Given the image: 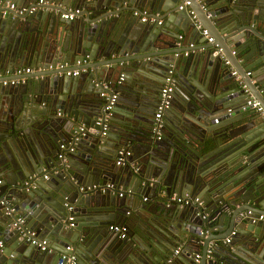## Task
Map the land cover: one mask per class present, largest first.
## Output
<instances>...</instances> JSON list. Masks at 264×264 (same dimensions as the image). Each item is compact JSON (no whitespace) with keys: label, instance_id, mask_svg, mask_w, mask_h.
Instances as JSON below:
<instances>
[{"label":"water","instance_id":"95a60500","mask_svg":"<svg viewBox=\"0 0 264 264\" xmlns=\"http://www.w3.org/2000/svg\"><path fill=\"white\" fill-rule=\"evenodd\" d=\"M13 1L24 5L32 0ZM49 1L82 10L75 22L43 11L24 21L0 16V200H11L24 226L45 239L49 250L30 245L12 225L14 218L0 210V264H57L65 245L71 246L76 264H155L159 258L147 253L149 246L138 241L137 230L123 224L129 210L138 230L144 218L159 224L171 247L166 251L170 260L264 264V123L246 105L252 96L264 108V0H188L182 9L177 8L182 0ZM121 2L128 4L123 13ZM141 8L161 16L166 28L137 22L125 12ZM106 24L110 32H102ZM182 32L187 38L179 43ZM193 35L199 46H189ZM85 55L87 61L79 65L88 69L85 76V71L53 75L56 64L74 68ZM169 64L176 69L175 93L161 119L167 121L168 112L176 119V137L168 140L163 134L142 142L131 128L149 122L158 100L144 69L165 72ZM183 64L185 77L180 75ZM26 66L31 71L20 76L24 82L2 83L14 79V69ZM230 69L246 91L232 81ZM132 71L137 75L130 79ZM195 78L203 90H197ZM101 82L128 94H117L105 129ZM180 82L186 83L183 103ZM183 134L190 137L185 140ZM69 141L72 152L57 159V145ZM127 146L131 154L126 163L116 165L114 150ZM230 158L226 175H208ZM105 183L113 187L101 190ZM90 185L98 187L87 189ZM162 188L165 197L172 192L197 195L201 204H162L156 214L144 207L142 197L161 201ZM119 191L124 193L118 196ZM133 200L141 203L129 209L126 202ZM111 222L126 228L125 238L107 229ZM167 222L173 230L163 227ZM225 237L229 240L222 242ZM120 245L125 248L118 253L127 248L131 260L115 254ZM178 245L180 251L172 255ZM195 253L200 254L197 263Z\"/></svg>","mask_w":264,"mask_h":264},{"label":"built area","instance_id":"2783aa9c","mask_svg":"<svg viewBox=\"0 0 264 264\" xmlns=\"http://www.w3.org/2000/svg\"><path fill=\"white\" fill-rule=\"evenodd\" d=\"M188 0H182L181 4L177 6L178 9H182L184 6L188 5ZM36 11H43V12H55L57 13L58 17L61 19L66 20H73L80 12L81 9L73 8V9H64L60 4L49 1V0H34L33 2L26 4V5H19L16 4L13 1L8 0H0V16L9 18V19H19L20 21H24L28 16L34 14ZM132 17L136 18L141 23H152L157 26H161L163 23V19L158 17L157 15L150 14L145 9H133L129 11ZM187 13L190 15L191 20H195V15L191 10H187ZM196 28H199V25L196 24ZM200 34L206 38L208 42L212 41V38L207 35L205 29H200ZM180 37V36H179ZM193 44L190 43L189 46H192ZM220 50V48H217ZM187 51L183 52V55H186ZM87 61V55L83 56L80 60H77L75 62L76 67L74 68H68L65 65L56 64L55 70L57 71L53 75H71L76 76L80 72V64L85 63ZM223 63L228 64V61L223 58ZM31 71V68L29 67H22V68H16L13 70L12 74L14 75V79L10 80H3L2 83L9 82L10 84H14L17 82H23L24 78L20 77L22 75H25ZM230 74L234 81L238 84L239 88H243L244 91H246L245 85L240 80L239 75L236 73L235 70L230 69ZM246 75L249 74V72L245 73ZM20 77V78H17ZM121 80V77L119 78ZM175 86V72L172 66H168L167 69L164 72L162 83L158 90V100L155 105V110L152 114V133L155 135L156 138H160L162 134V113L165 109L168 108L172 97H173V91ZM99 96L104 100L103 109L106 111L102 117L103 129H105V122L110 116V110L113 107L114 103L117 99V94L115 91L109 88L108 85L104 84L101 86V91L99 93ZM246 105L249 106L252 110H254L260 117V120L264 123V108L259 104V102L254 99L252 96H250L246 100ZM59 111L57 114L59 115ZM99 121H101V118H98L96 123L98 124ZM216 121V120H214ZM73 145L72 142H62L59 143L57 146V158L58 159H64L65 155L72 152ZM130 152L127 149L120 148L116 151V157H115V164L116 165H123L126 163V157H128ZM132 164V163H131ZM133 165V164H132ZM131 165V166H132ZM43 179L47 178L45 174H43ZM1 183V179H0ZM98 186L96 185H90L87 186V189H96ZM113 185L111 183H105L104 185L100 186V189L103 190L105 188H112ZM82 189V188H81ZM129 193V191H127ZM124 192L119 191L118 196H121ZM166 205L169 204H187L190 202H195L197 204H201L199 201V198L196 196H178L175 193L169 194L166 196ZM142 200L145 201L146 197H142ZM72 206L68 205L67 210H71ZM0 210L2 211V214L5 216H12L14 218V221L12 222V225L20 232L22 236L25 237V239L28 241V243L34 247H36L38 250H49L47 248V241L43 238H39L35 231L32 229H29L24 226L25 219L22 215L18 214L13 206V203L10 199H2L0 200ZM247 213H250L248 210ZM72 216H68V219H71ZM258 218H262V214L258 215ZM70 224V223H69ZM108 229L111 230L116 236L120 239L125 238L126 235V228L122 224H112L108 226ZM234 231H231L230 234H233ZM229 240V237H225L222 242H227ZM2 246V240H0V247ZM180 245L176 246L175 249L172 251V255L177 254L180 251ZM213 244H209V248L205 250L206 257H209L212 252ZM64 254L60 255L59 260L57 261V264H76V257L72 252H69L72 250L70 245H65L63 247ZM200 257L199 253L193 254V261L194 263L198 262V259ZM169 260L167 261V263ZM214 264H221L220 262H215Z\"/></svg>","mask_w":264,"mask_h":264},{"label":"crops","instance_id":"0c3cea01","mask_svg":"<svg viewBox=\"0 0 264 264\" xmlns=\"http://www.w3.org/2000/svg\"><path fill=\"white\" fill-rule=\"evenodd\" d=\"M9 1H13V0H9ZM34 0H32L31 2H33ZM14 2V1H13ZM30 1L27 3V4H29V3H31ZM58 4H60L64 9H73V8H79V9H81L82 10V8L80 7V6H72L71 4H62V3H59V2H57ZM17 4V3H16ZM19 5H22V4H19ZM24 5H26V4H24ZM128 4L126 3V2H121L120 4H119V13H123L122 12V10L124 9V7H126ZM142 9V8H141ZM147 11V10H146ZM125 12H127V13H129L128 11H125ZM154 15H157L156 13L154 14ZM129 16H131V14H129ZM158 16V15H157ZM77 17V16H76ZM75 17V18H76ZM158 17H161V16H158ZM60 18V17H59ZM75 18L73 19V22H75L74 20H75ZM72 21V20H71ZM135 21H137V22H139L137 19H135ZM163 26V23H162V25L160 26L161 28H166V27H162ZM170 28H175L176 26H174L173 24H169L168 25ZM159 27V26H158ZM103 30H102V32L104 31V30H106L107 32H110V30H111V27L109 26V25H104L103 26ZM166 30H168V29H166ZM171 32V31H170ZM180 37H181V39L179 40V43L180 42H185V40H186V38H187V34H184L183 32L181 33V35H180ZM198 36H195V35H193L192 36V39H191V42L190 43H192L194 46L196 45V46H199L200 45V43L198 42ZM195 42H197V43H195ZM179 43H176L175 42V44H177V45H179ZM189 43V44H190ZM188 44V43H187ZM187 44H185V45H187ZM184 47H186V46H184ZM192 53V52H191ZM175 56L177 55V54H174ZM182 56L184 57L185 55H183V52H182ZM169 66H172L173 67V69H174V72L176 73V69H175V66H174V64H169ZM27 67V66H26ZM24 68V67H23ZM29 68H31V67H29ZM187 69H186V67H185V65L183 64V66H182V69L180 70V75L182 76V77H185V76H187V71H186ZM82 71H85V72H82ZM80 72H82V74L80 73ZM80 74L81 75H84L85 76V74H86V72H88V69H85V70H80ZM163 72H164V70L163 69H159V68H155V67H150V68H145L144 69V73H143V75L144 76H146L147 77V79L148 78H150V80H152V84H153V87H154V89L156 90V93L158 94V90H159V87H160V85H161V83H162V79H163ZM7 74H9L10 72L9 71H7L6 72ZM78 73V74H79ZM77 74V75H78ZM133 75H137V72H134V71H132V73H130V79H133ZM25 76V75H24ZM136 77V76H135ZM195 84H196V86H197V90H203L204 88H203V86H201L200 84H199V82L197 81V78H195V79H193L192 80ZM232 81H234V79L232 78ZM24 82V81H23ZM235 82V81H234ZM85 84H87V81H85L84 82ZM104 84H107L106 82H101V86H103ZM186 85V83L185 82H180V83H178V87H179V90H180V93L181 94H183V95H180V97L178 98V99H180L181 101H182V103L185 101V99H186V97H185V90L183 89V86H185ZM231 87H233L232 86V84H231ZM239 87V86H238ZM117 92H116V94H118V95H120V96H128V94L127 93H124V89L120 92V90L118 89V90H116ZM174 93H175V91H174ZM174 93H173V95H174ZM156 94V95H157ZM173 98V97H172ZM117 100V99H116ZM120 104V103H119ZM122 104V103H121ZM122 106H124L125 108H130L129 107V105H127V104H125V105H122ZM131 109V108H130ZM251 112L254 114L255 112L253 111V110H251ZM121 113H122V111H121ZM171 113L173 114V115H175V113H174V111L172 112L171 111ZM177 114V113H176ZM58 114H57V112L55 113V116H57ZM167 121H165L164 123H163V127H162V135L163 134H165V135H168V140L169 139H172V138H175L176 136H173V134H176L177 132H175L174 133V131H175V126H176V124H177V122H176V119H174L173 118V116L172 115H170L169 114V112L167 113ZM59 117V116H58ZM149 122L147 123V124H144V125H140V128L138 129V128H135L134 130L131 128V133L134 135V138H138V139H141L142 140V142L143 141H145L147 138H155L156 139V137H155V135L154 134H150V131L152 130V122H151V120H152V114H150L149 115ZM216 119V118H215ZM214 119V120H215ZM214 120H212V121H214ZM257 120H258V122L260 121L259 120V118H257ZM213 123H217V122H213ZM180 126V125H179ZM182 126V125H181ZM184 126L186 127V124H184ZM142 128V129H141ZM141 131H143L144 133H145V131H148V133H146V135H142V134H140L141 133ZM191 134H193V135H195L194 133H191ZM170 135V136H169ZM183 137L185 138V140L186 139H188L190 136H187L186 134H183ZM194 137V136H193ZM158 139V138H157ZM134 142H136V141H134ZM131 144H134L133 142H131ZM58 146V145H57ZM129 146V145H128ZM128 146L127 147H124V149H127L129 152H130V154H131V150H130V148H128ZM120 148H123V147H118L116 150H114V152H113V161H114V163H115V157H116V152L115 151H117L118 149H120ZM228 148H229V146H228ZM217 149H219V147H217L216 148V150ZM219 153L221 152V153H223V152H226V149L224 150H222V151H220V149H219V151H218ZM114 154H115V156H114ZM129 154V155H130ZM56 158H57V154H56ZM229 158V157H228ZM58 159V158H57ZM231 159V158H230ZM133 164V162H130L129 163V166H131L132 164ZM231 163H233V159H231V160H229L228 162H227V164H225V166H223V167H221L218 171L216 170V172H214V173H212V172H210L208 175H210V177H216V178H218V176L219 175H221V176H224V175H226L227 174V170H229V166H227V165H229V164H231ZM131 167H133L134 168V170L136 169V167H135V165L133 164ZM0 179H1V177H0ZM172 193H175L176 194V192H172ZM171 193V194H172ZM159 195H161V196H159ZM176 195H178V194H176ZM185 195H187V194H185ZM158 196L159 197H161L162 199H161V201L159 200V199H156V200H154V199H151V198H149L148 196H147V198H146V200H145V203H144V207H150V210H153V212H156V214L158 213V211H157V208L160 206V205H162V204H165L166 205V198L167 197H165V193H164V190H163V188L159 191V193H158ZM179 196V195H178ZM197 196V195H196ZM164 198H165V200H164ZM138 203H141V202H137V200H133L132 202L131 201H128V202H126V205H127V207L129 208V209H132L136 204H137V206H138ZM141 211L143 212L142 214H141ZM141 211H139V213L141 214H139L140 215V217H144V212L145 211H143V208H142V210ZM147 212V211H146ZM129 213H130V210H129V212L127 213H125V215H126V222H123V224L124 225H129L130 227H132V228H135L137 231L136 232H138L139 233V235H140V239H138V241L140 240V243L142 244V245H147V246H149V249H148V254H150V255H156L158 258H159V260H158V262H154L155 264H182V262H180L179 260H176V261H173V259L172 260H170V256L167 254L166 255V251L168 250V251H170V244L168 243V239L165 237V233L164 232H162V231H160L159 230V224L156 222V221H154V222H152V224L150 223V222H147V221H145L146 220V218H144V222H142V223H140V225H141V229L140 230H138L137 229V227H136V225H135V221L131 218H128V215H129ZM112 224H120V222H111L110 223V225H112ZM109 226V225H108ZM127 227V226H126ZM163 227H168L169 229H172L173 230V226H172V224L171 223H166V224H164L163 225ZM108 229V228H107ZM167 231V230H166ZM232 231H235V230H232ZM167 232H170V231H167ZM126 236V235H125ZM111 237H112V240H114L115 242H117L118 241V239H116V236L115 235H111ZM0 240H1V238H0ZM128 240V239H127ZM2 244H3V242H2ZM122 246V247H121ZM120 248H125V246H123V245H120L119 247H118V249L115 251V254H118L119 256V259H123L124 258V262L125 261H128V260H131V258L128 256V255H126L127 253H128V250H127V248H126V250H125V252L123 253H118V250L120 249ZM171 252V251H170ZM127 258V259H126ZM169 260V262L167 263V261ZM221 263V262H220ZM146 264H150V261H148V262H146ZM152 264V263H151ZM207 264V263H206Z\"/></svg>","mask_w":264,"mask_h":264},{"label":"flooded vegetation","instance_id":"af4514ba","mask_svg":"<svg viewBox=\"0 0 264 264\" xmlns=\"http://www.w3.org/2000/svg\"><path fill=\"white\" fill-rule=\"evenodd\" d=\"M150 134L152 135L153 133L151 132ZM161 137H162V134H161ZM161 137H160V138H161ZM156 139H157V138H156ZM171 204H172V203H171Z\"/></svg>","mask_w":264,"mask_h":264},{"label":"trees","instance_id":"16d2710c","mask_svg":"<svg viewBox=\"0 0 264 264\" xmlns=\"http://www.w3.org/2000/svg\"><path fill=\"white\" fill-rule=\"evenodd\" d=\"M218 262H220V261H218Z\"/></svg>","mask_w":264,"mask_h":264},{"label":"rangeland","instance_id":"374dc122","mask_svg":"<svg viewBox=\"0 0 264 264\" xmlns=\"http://www.w3.org/2000/svg\"><path fill=\"white\" fill-rule=\"evenodd\" d=\"M260 118V117H259Z\"/></svg>","mask_w":264,"mask_h":264}]
</instances>
